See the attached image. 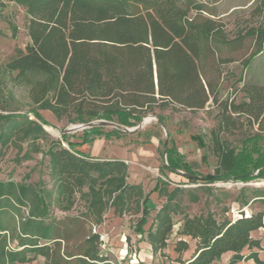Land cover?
Returning <instances> with one entry per match:
<instances>
[{
  "label": "trees",
  "instance_id": "16d2710c",
  "mask_svg": "<svg viewBox=\"0 0 264 264\" xmlns=\"http://www.w3.org/2000/svg\"><path fill=\"white\" fill-rule=\"evenodd\" d=\"M3 1L29 17L31 43L6 70L29 88L38 109L0 116V148L14 147L25 162L41 155L52 189L44 181L0 182V264H115L94 228L109 210L125 217L132 208L140 216L135 234L146 237L154 259L169 258L165 252L175 236L178 264H219L227 253L233 254L229 264H264L255 252L261 241L253 237L264 229V85H242L240 103L221 100L218 90L220 65L241 62L247 68L264 53V0H255L250 13L259 22L237 27L233 38L216 9L196 0ZM248 38L255 43L250 57H222L224 49L236 51ZM210 103L219 112L211 140L214 173H195L174 147H166L163 168L183 172L197 187L157 185L150 193L128 182L124 161L83 157L68 134L50 140L44 129L50 124L39 113L49 111L70 124L106 121L131 129L157 110L197 112ZM245 128L251 133L238 147L224 140ZM83 134L111 140L126 132L96 126ZM226 184L241 187L219 186ZM152 193L164 199L160 208ZM78 202L85 211L73 216ZM201 203L202 211L191 215L189 206Z\"/></svg>",
  "mask_w": 264,
  "mask_h": 264
},
{
  "label": "rangeland",
  "instance_id": "374dc122",
  "mask_svg": "<svg viewBox=\"0 0 264 264\" xmlns=\"http://www.w3.org/2000/svg\"><path fill=\"white\" fill-rule=\"evenodd\" d=\"M199 3L207 4L209 7L216 9L218 15L221 16L223 22L227 25V33L233 38L237 27H247L259 20H252L250 13L255 7V0H221L215 3V0H196ZM29 17L26 11L14 3L0 0V116H20L26 115L38 108L31 104L29 98V88L16 81V73L10 74L6 70V66L12 62L20 52H25L26 47L31 43L28 36L27 27ZM255 52L254 40L248 38L244 41L241 48L231 50L226 48L223 50L222 57L224 59L236 58L239 60L247 59ZM219 81V98L223 101L234 99L238 103L244 99L240 93V88L244 84L264 85V53L258 55L252 64L244 68L241 62L220 65ZM213 77V74H211ZM47 111L39 110L40 115H46ZM43 117V116H42ZM158 117L163 120L160 124ZM36 121L34 116L30 117ZM44 118V117H43ZM45 119V118H44ZM46 121V120H45ZM47 122V121H46ZM48 123V122H47ZM99 123V122H94ZM219 123L218 109L210 103L204 110L191 112L188 110H157L156 114L148 115L139 124L140 129L135 132V128L128 129L118 126V129L126 132L119 139L111 141H103L96 144L94 148L95 154H98L102 147L105 148L106 158L123 159L128 163L131 183H138L144 187L146 193H150L159 186H165L169 190L175 189L177 186L183 188H196L197 184H193L185 178L183 172L170 173L163 167L166 164L164 150L167 144L168 148L174 147L182 162L190 165L193 171L199 175H212L217 166L218 160L213 154L212 133L217 131ZM86 124H70L68 119L64 118L58 127L46 126L44 129L49 133L50 140L62 141L64 131L74 129L68 132L70 135H82ZM138 127V126H137ZM117 129L115 126H105V131L109 132ZM251 130L245 128L242 132H236L230 136H224L234 147H238L240 143L246 139ZM26 149V146H24ZM22 155L17 153L14 147L4 150L0 148V182L13 180L18 184L38 185L40 181H44L47 189H52V183L47 176L45 166L42 165V156L35 155L34 159L29 162L21 161ZM263 184H254L259 187ZM228 189L240 188L241 186L226 184ZM151 200L159 208L164 203V199L159 198L158 194H152ZM204 208L203 203L199 205H190L189 212L191 215L199 214ZM84 204L78 202L71 215L76 216L84 213ZM112 211L109 210L105 216L106 225L102 226L101 234L105 236L107 252L115 258L113 250L126 251L120 252L119 261L122 264H140L137 257V248L131 242L134 240L135 226L140 218L136 214V210L132 208L131 212L125 217L115 216V221L110 220ZM23 215H28V210H22ZM156 213L152 214V218ZM58 218L63 215L56 212ZM236 212L231 214L234 218ZM113 219V218H112ZM110 220V221H109ZM109 221V222H108ZM147 226V228L149 227ZM176 239V237H174ZM171 240V244L175 242ZM123 248H120V245ZM263 251V249H260ZM133 253V254H131ZM170 253L173 256L172 252ZM248 252L245 251L244 254ZM174 260V259H172ZM172 260L157 264H176L171 263ZM229 256L221 260V264H227ZM251 263V262H250ZM28 264H44L42 259ZM241 264H249L243 262Z\"/></svg>",
  "mask_w": 264,
  "mask_h": 264
},
{
  "label": "crops",
  "instance_id": "0c3cea01",
  "mask_svg": "<svg viewBox=\"0 0 264 264\" xmlns=\"http://www.w3.org/2000/svg\"><path fill=\"white\" fill-rule=\"evenodd\" d=\"M44 118H45V120L51 125V126H53V127H58V125H59V123L61 122V121H59L51 112H49V111H47L46 112V115H42ZM106 132V131H105ZM102 138V140L103 141H111L112 139H119V138H117V137H113L111 140H107L106 138H105V136L104 135H89V136H85L84 134H82V135H78V136H75V135H70V137L68 138V140L69 141H72L74 144H76L77 146H76V148H75V150L80 154V155H82L83 157H86V158H89V159H100V160H120V161H124L123 159H111V158H106V155H105V148L104 147H102V149H101V151L98 153V154H95V152H94V148H95V146H96V144H98V143H100L101 141L99 140V139H101ZM63 144H65L66 146L65 147H67L68 148V145L66 144V143H64L63 142ZM125 162V161H124ZM127 165H128V163L127 162H125ZM128 182L130 183V184H133V185H140V184H138V183H131V181H130V178L128 179ZM155 189V188H154ZM153 189V190H154ZM152 194H157V193H152ZM151 194V195H152ZM150 198H151V196H150ZM112 212L110 213L111 215H109V217H111V219L110 220H113V221H115V219L114 218H116L115 216V213H114V210H111ZM113 218V219H112ZM119 220H121V217H119L118 218ZM109 220V221H110ZM108 221V222H109ZM107 224V221H105L104 222V224L103 225H106ZM102 225V226H103ZM102 226L100 227V230L102 229ZM175 237V236H174ZM174 237H172L171 239H170V241L168 242V248H167V250H166V255L169 257V258H155L154 259V257H153V254H152V249H151V247H150V245L148 244V242H147V240H146V237L145 238H141L140 236H138V235H134V240L131 242V244H134V246H135V248H137L139 251H137V257L139 258V262H140V264H157L159 261H161V262H163V260H166V261H169V260H172V259H175V257H176V254L174 253V248H173V245H174V243H172L171 244V240H173V239H175ZM253 237L255 238V239H259L260 241H261V248L264 250V229H260L259 231H256V232H254L253 233ZM120 248H123V245L121 244L120 245ZM113 252V254H115V258H113L112 256H111V254L110 253H108L109 254V257H110V259L113 261V262H118L119 261V259L118 258H120V256L122 255H120V250H113L112 251ZM168 252H172L173 253V256H171L170 255V253L168 254ZM248 253L247 254H249V251H247ZM255 252H257L258 253V255H259V258H260V260H262V261H264V252L263 251H260V250H255ZM121 253H127L126 251L124 252V251H122ZM131 254H133V253H131ZM247 254H245V255H247ZM186 256H188V255H186ZM226 256H229V260H228V262H227V264H229V261H230V259L232 258V256H233V254L232 253H227V254H225L223 257H222V259L221 260H223V258H225ZM251 262V263H250ZM171 263H175V262H173V260H172V262ZM241 263H243V262H241ZM241 263H239V264H241ZM248 263L249 264H255L254 263V261H248ZM176 264H178V263H176ZM219 264H221V261H220V263Z\"/></svg>",
  "mask_w": 264,
  "mask_h": 264
},
{
  "label": "water",
  "instance_id": "95a60500",
  "mask_svg": "<svg viewBox=\"0 0 264 264\" xmlns=\"http://www.w3.org/2000/svg\"><path fill=\"white\" fill-rule=\"evenodd\" d=\"M143 122V121H142ZM142 122L140 123V124H142ZM108 125H110V126H115L117 129H118V126L117 125H115L114 123H109V122H106V121H99V123H90V124H88L87 125V127L86 128H84V130L85 129H89V128H93V127H96V126H103V127H105V126H108ZM121 127V126H120ZM124 128V127H123ZM74 129H76V128H73V129H69V130H67V131H64L63 132V134H67L68 132H71V131H73ZM127 131H129L128 130V128H125ZM140 129V126H138V127H136L135 129H133L132 131H129V132H135V131H138ZM119 130H121V129H119ZM167 147V144H166V146H165V148ZM164 157H165V159H166V155H165V150H164Z\"/></svg>",
  "mask_w": 264,
  "mask_h": 264
},
{
  "label": "built area",
  "instance_id": "2783aa9c",
  "mask_svg": "<svg viewBox=\"0 0 264 264\" xmlns=\"http://www.w3.org/2000/svg\"><path fill=\"white\" fill-rule=\"evenodd\" d=\"M64 146H66L64 144ZM94 233H99L100 234V240H101V248L104 252H107V249H106V240H105V236L103 234H101L100 232V227H95L94 228ZM108 253V252H107ZM115 264H122L121 261H118V262H114Z\"/></svg>",
  "mask_w": 264,
  "mask_h": 264
}]
</instances>
